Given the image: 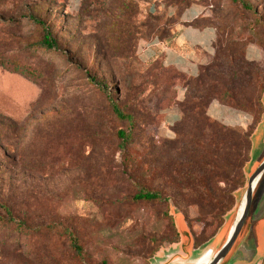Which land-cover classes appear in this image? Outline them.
Wrapping results in <instances>:
<instances>
[{
    "label": "rangeland",
    "instance_id": "rangeland-1",
    "mask_svg": "<svg viewBox=\"0 0 264 264\" xmlns=\"http://www.w3.org/2000/svg\"><path fill=\"white\" fill-rule=\"evenodd\" d=\"M182 1L0 0V216L4 206L41 226L0 220V264H160L170 251L197 248L192 236L198 244L210 235L205 244L224 263L264 264L261 171L241 199L247 209L238 239L220 247L239 216L251 161L264 152V111L250 150L245 131L253 115L239 111L248 124L227 127L244 136L199 141L188 160L179 143L172 149L165 142L178 134L176 121L163 119L178 111L182 81L160 56H137L152 38L170 40ZM245 1L249 10L232 0H192L216 38L258 51L254 62L264 71V0ZM44 31L54 47L39 43ZM109 102L135 119L124 152L116 131L128 124ZM261 102L264 109V93ZM183 128L179 134L193 130ZM172 159L181 162L178 173ZM140 184L160 198L133 200Z\"/></svg>",
    "mask_w": 264,
    "mask_h": 264
},
{
    "label": "trees",
    "instance_id": "trees-1",
    "mask_svg": "<svg viewBox=\"0 0 264 264\" xmlns=\"http://www.w3.org/2000/svg\"><path fill=\"white\" fill-rule=\"evenodd\" d=\"M232 1L237 2L244 9H250V6L245 0ZM190 3H193L192 0H185L176 3L178 6L177 12ZM35 21L41 24L40 21ZM39 43L46 48H52L55 46V40L47 31H44ZM237 43L238 42L234 39L221 41L216 38L215 31V38L212 43L213 54L209 61L198 67V72L194 77H188L169 68L173 71V76H177V78L182 81V86H184L185 92L181 101L176 105L180 117L176 120L173 128L178 136L172 141L165 142H168L169 147L172 149L176 147L174 146L175 144L179 143L181 147H179L178 152L180 154H188V160L190 159V155L195 153V147L198 145L197 143L199 141L212 144L214 142L217 143V141L220 140L219 136L226 139L229 137L228 135L235 133L239 136L245 135L244 131L229 128L206 115V108L212 100L234 110L252 113V125L245 131L248 135L250 150V136L256 128L257 123L260 121L263 111L261 96L264 93V71L257 63L246 59L243 48L240 46L238 47ZM91 79L93 83L100 86L94 78ZM251 84H255L256 86L252 89L249 88L250 90L248 91L247 87ZM256 93L257 95H254ZM108 107L111 113L121 120H126L128 124L127 130L118 129L116 131V136L120 139V147L124 152L125 146L132 141L130 133L135 125L134 116L131 113H122L114 102H109ZM185 126H191L193 130L186 134H179V131L184 129L183 127ZM179 153H175V156ZM174 162H176V165L173 168V171L178 173L181 162L173 160L172 163ZM185 163L184 166L187 165V161ZM123 166L124 169L128 167L127 163H124ZM132 169L134 170V168ZM160 169H162V167ZM158 198H160V195L157 191L150 190L141 184L138 185L137 192L132 196L133 200H155ZM235 200L236 199L234 198L229 210L234 205ZM2 209L4 211V216H0V220L14 223L18 227L31 231H38V229L41 228L39 225H26L24 220L12 216L7 207L3 206ZM175 235V241L178 242L176 231ZM192 237L193 247H200L209 241L212 235H210L206 241L199 242L198 244L196 243L195 236ZM70 241L73 251L79 254L80 248L76 244L75 237L70 235ZM101 264L105 263L101 262Z\"/></svg>",
    "mask_w": 264,
    "mask_h": 264
},
{
    "label": "crops",
    "instance_id": "crops-1",
    "mask_svg": "<svg viewBox=\"0 0 264 264\" xmlns=\"http://www.w3.org/2000/svg\"><path fill=\"white\" fill-rule=\"evenodd\" d=\"M170 32L171 38L169 41L152 38L149 43L143 45L137 52L138 59L142 62H149L160 56L164 66L172 68L188 77H194L198 72V67L209 61L213 54L212 43L215 38V29L213 24L207 19L204 7L197 2H193L174 14V23L170 28ZM257 54L258 51L253 48H246L244 51V55L248 60H258L260 56ZM176 99L181 100V92H177ZM206 115L226 126L244 127L248 124L246 116L215 100H212L208 104ZM178 118L179 113L173 107L167 110V113H164L163 116L164 121L168 124H172ZM263 159L264 152L256 160L252 159V165L246 176L245 186L241 192L236 209L239 207L246 190L248 177Z\"/></svg>",
    "mask_w": 264,
    "mask_h": 264
},
{
    "label": "water",
    "instance_id": "water-1",
    "mask_svg": "<svg viewBox=\"0 0 264 264\" xmlns=\"http://www.w3.org/2000/svg\"><path fill=\"white\" fill-rule=\"evenodd\" d=\"M264 170V159L262 162L257 166V168L253 171V173L248 177L247 179V185L246 190L242 196V199H248L253 183L255 182L256 175L261 171ZM241 207V203L239 204L237 213L238 217L237 220L234 221V227L232 231H229L227 238L222 242L223 244L220 245V247H227L229 244L234 242L239 237V233L236 232L235 227H238L240 220H242V217H244L247 209V203H244V205L241 207V211L239 213ZM236 213V214H237ZM264 240V239H263ZM223 250V251H222ZM221 252H224V249L222 248L220 250ZM220 253V252H219ZM226 264L224 263L220 256L213 253L211 249L206 245H202L197 248H193L188 253H185L184 255H181L178 251H170L169 253L165 254L163 257V262L160 264Z\"/></svg>",
    "mask_w": 264,
    "mask_h": 264
},
{
    "label": "built area",
    "instance_id": "built-area-1",
    "mask_svg": "<svg viewBox=\"0 0 264 264\" xmlns=\"http://www.w3.org/2000/svg\"><path fill=\"white\" fill-rule=\"evenodd\" d=\"M183 90H185V88H182L181 90V98L183 97Z\"/></svg>",
    "mask_w": 264,
    "mask_h": 264
}]
</instances>
